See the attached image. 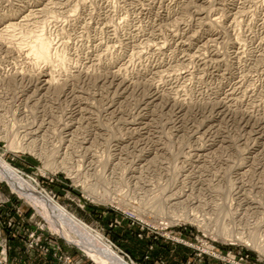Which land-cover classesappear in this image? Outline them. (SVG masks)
I'll use <instances>...</instances> for the list:
<instances>
[{"label": "rangeland", "instance_id": "374dc122", "mask_svg": "<svg viewBox=\"0 0 264 264\" xmlns=\"http://www.w3.org/2000/svg\"><path fill=\"white\" fill-rule=\"evenodd\" d=\"M0 159V264H264V0H0Z\"/></svg>", "mask_w": 264, "mask_h": 264}, {"label": "bare ground", "instance_id": "6f19581e", "mask_svg": "<svg viewBox=\"0 0 264 264\" xmlns=\"http://www.w3.org/2000/svg\"><path fill=\"white\" fill-rule=\"evenodd\" d=\"M35 51L37 53V54L36 53L35 54L40 59H47L48 58L47 57L48 48H47V46H46V44L44 42H39L38 45H37V49H35ZM0 163H1V159H0ZM0 177L1 178H4V179H8V180H14L9 173L5 172L2 169L1 164H0ZM29 184H31V183L29 182ZM73 219L75 221L79 222L77 219H75L71 215H67L65 217V220L64 219L62 220V222H65L63 224H66V227L67 228H64L65 230L64 229H60V233L68 241L74 242L77 245L82 246V238H88V235H86L79 227H77L75 225L76 223H74L72 221ZM57 228H60V226L57 227ZM94 239L99 244L101 251H103L101 253L106 256V260H108L110 264H123L122 263V260L121 259H118L116 257V255H115V253L110 249L109 245H107L104 242V238L100 234H96V236L94 237Z\"/></svg>", "mask_w": 264, "mask_h": 264}, {"label": "crops", "instance_id": "0c3cea01", "mask_svg": "<svg viewBox=\"0 0 264 264\" xmlns=\"http://www.w3.org/2000/svg\"><path fill=\"white\" fill-rule=\"evenodd\" d=\"M10 240H11V239H10ZM10 240H9L8 243H9L10 245L15 246L16 243H15L14 241H10ZM10 257H11V256H10ZM57 263L60 264V263L57 262V261L55 262V259H54V258L52 259L50 256H49L46 260H44V262H43V264H57Z\"/></svg>", "mask_w": 264, "mask_h": 264}]
</instances>
